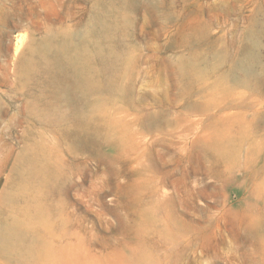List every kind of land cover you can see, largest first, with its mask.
I'll return each mask as SVG.
<instances>
[{"label":"rangeland","instance_id":"obj_1","mask_svg":"<svg viewBox=\"0 0 264 264\" xmlns=\"http://www.w3.org/2000/svg\"><path fill=\"white\" fill-rule=\"evenodd\" d=\"M33 198L0 264H264V0H0L3 217Z\"/></svg>","mask_w":264,"mask_h":264},{"label":"bare ground","instance_id":"obj_2","mask_svg":"<svg viewBox=\"0 0 264 264\" xmlns=\"http://www.w3.org/2000/svg\"><path fill=\"white\" fill-rule=\"evenodd\" d=\"M25 40H26V33H21L15 44V49H14L15 55H18L24 49L19 60L20 73L23 76H25L27 73H31L37 65L47 62V57H46V52L44 51V47H42V45L35 40H31L29 43L25 44ZM63 78H64L63 81H68L67 76H64ZM33 164L35 165L36 163L34 162ZM38 176H40V174ZM27 177H29V175ZM43 178H41L40 180H42ZM27 180L29 179L27 178ZM26 183H28L26 187H22L19 190V192H17L16 197H14L15 194L9 196L8 200H10V203L15 204V201L18 200L17 199L18 197L24 198V197H30L32 195L33 189L30 186L31 183L30 181H26ZM2 213H3V209L0 207V250L2 251L12 250L16 245V242L24 235L25 231L32 228L34 221L36 219L41 218L43 215L41 204L39 203L38 200L34 198L32 200V203L26 209L25 216H27V218L25 217L23 219L21 217L22 218L21 219L18 216H14L12 220H8L3 217Z\"/></svg>","mask_w":264,"mask_h":264}]
</instances>
